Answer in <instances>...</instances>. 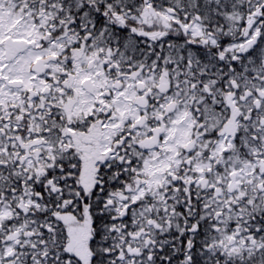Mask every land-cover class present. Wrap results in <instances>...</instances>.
<instances>
[{
	"label": "snow or ice",
	"instance_id": "obj_1",
	"mask_svg": "<svg viewBox=\"0 0 264 264\" xmlns=\"http://www.w3.org/2000/svg\"><path fill=\"white\" fill-rule=\"evenodd\" d=\"M0 264H264V0H0Z\"/></svg>",
	"mask_w": 264,
	"mask_h": 264
}]
</instances>
